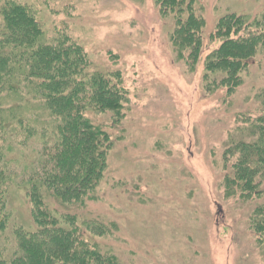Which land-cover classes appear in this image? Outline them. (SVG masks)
Here are the masks:
<instances>
[{
    "label": "rangeland",
    "instance_id": "obj_1",
    "mask_svg": "<svg viewBox=\"0 0 264 264\" xmlns=\"http://www.w3.org/2000/svg\"><path fill=\"white\" fill-rule=\"evenodd\" d=\"M15 1L30 8L47 36L59 32L79 43L92 70L117 73L125 92L120 123H112L111 112L86 113L113 142L93 199L70 208L81 222L101 225L100 236L88 234L102 252L119 264H264L249 221L264 204V178L260 193L249 198L224 187L235 158H224V152L238 125L260 114L263 54L241 72L232 94L225 88L210 93L203 88L202 63L189 72L177 60L169 39L173 16L162 15L156 0ZM182 1L181 7L202 20L204 57L220 43L210 38L219 18L230 13L252 18L264 10V0ZM3 105L12 125L5 131L7 171L14 181L8 204L15 219L31 229L15 182L29 170L41 141L34 136L23 142L21 127L41 126L39 119L33 123L41 112L36 103L28 108L13 95H5Z\"/></svg>",
    "mask_w": 264,
    "mask_h": 264
},
{
    "label": "trees",
    "instance_id": "obj_2",
    "mask_svg": "<svg viewBox=\"0 0 264 264\" xmlns=\"http://www.w3.org/2000/svg\"><path fill=\"white\" fill-rule=\"evenodd\" d=\"M156 2L162 15L173 16L169 39L177 60L185 61L189 72L202 63L207 92L225 88L226 95L232 94L253 57L264 56V10L252 18L234 13L219 18L210 38L220 43L204 57L198 35L202 20L190 7H181L182 0ZM118 78L113 71L92 70L82 47L69 36H47L25 4L0 0V264H119L95 243L101 225L81 222L70 212L93 199L113 142L86 113L111 112L113 124L124 118L125 92ZM5 95L16 96L28 108L36 103L41 112L33 119L41 126L21 127L23 142L34 136L41 141L29 170L15 182L28 205L31 229L15 219L8 204L14 181L6 163L5 131L12 125ZM258 98L260 114L238 125L237 137L224 152V158L235 157L224 187L230 193L239 190L244 198L258 195L264 178V88ZM16 123L22 126L23 121ZM249 221L264 250V204L253 209Z\"/></svg>",
    "mask_w": 264,
    "mask_h": 264
}]
</instances>
